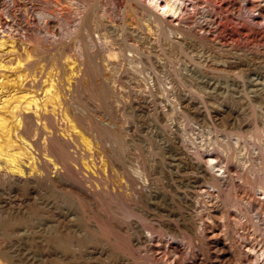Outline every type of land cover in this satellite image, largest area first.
Masks as SVG:
<instances>
[{
	"label": "rangeland",
	"instance_id": "obj_1",
	"mask_svg": "<svg viewBox=\"0 0 264 264\" xmlns=\"http://www.w3.org/2000/svg\"><path fill=\"white\" fill-rule=\"evenodd\" d=\"M18 2L19 4L14 7L11 13H7L3 7L0 8V10L2 9L0 12L3 13V16L9 19L8 21L11 26H8L15 29L13 31L14 33L16 32L13 37L8 38V43L9 45L11 44L9 48H17L18 50L15 49L14 52L18 53L13 52V54L10 51V56L13 58L7 59L14 62L20 58L24 59L28 54V51L24 49L25 45L27 46V40H25L24 34L29 31L25 28L26 21H30V24L34 27L41 26L48 31L47 38L42 42V51L46 50V54L44 51L40 53L41 55L39 54L40 59L43 60L41 62L46 60L44 64L48 67L47 71L50 69L53 72L57 70L55 68L57 65L56 59V63L53 59L57 55L65 58L68 57V54H71L73 56H69L68 58L74 59L76 57V59H79L78 47L81 44L85 52H88L89 74L87 78L85 76V85L82 86V90L77 96V114L79 116L81 115V119L76 118V120H73L75 117L70 112H72L71 108L75 104H73L74 101L72 99L70 112L68 111V113H70L71 118H74L71 119L69 117V120H67L68 129L72 130L73 128L72 131L77 132V135L83 140L82 142H88L90 140L91 142L93 140L95 142V138L102 137V135L104 137L107 134L106 137L109 136L108 138L115 145L112 143V146L110 143L106 149L111 151V149L115 150L119 146V149L117 148L116 151H120L123 155L125 154L124 165L126 168H130L128 166H134L138 156L141 157L140 159H142V163L145 165L146 173H148V184L151 183L150 186L157 191V195L150 197L144 194L141 198L133 197V199H130L132 198L131 194H129L130 190L122 187L123 194L119 196L120 198L105 199L104 201V198H101L100 195L99 197L98 195L97 197H93L82 189L72 185L70 181L64 179H56L49 183L35 185L13 184L3 186L0 184V264H100L101 261H99L98 253L90 252L94 246L95 248L98 247L99 250L101 249L100 237L108 238L112 242L114 249L116 248L115 251H121V254L130 258L131 261H135L137 264H149L150 253L145 254L146 257L142 259L141 256L136 254V251H133L136 247L131 242V238L136 231V225H142L143 229H146V231L142 229L144 234H151L152 232L150 230L152 228V235L156 237L159 235L164 240L168 238L169 233L166 228L163 227L162 229L159 225L168 220L178 221V219L186 216L187 212L194 213L191 212L190 208L186 205L187 201L182 197L184 192L186 193L187 191L190 200L201 198L200 200L203 203L205 200L201 190L189 185V183H192V181H188L192 178L190 175L194 173L190 171L191 169L189 167L175 159L174 152L176 148L174 146L177 147L180 145L179 147L185 148L186 150L190 149L192 152L195 150L194 147H197L201 153L203 152L205 154L208 151H212L215 160H224V162L226 161L234 167L236 166L235 168L238 170L236 174L244 178H248L246 169L250 164L252 165L253 161L255 163V160L258 159L257 156H259L260 152L258 146L262 143L260 137H264V39L260 42L258 53H255L253 43L248 41L250 44H248L249 49L242 55L243 57L241 56L242 63L236 64V67H231L225 65L223 62L226 59L224 53L221 55V53L218 54L215 51H203V49L192 46L191 44V46L187 45L185 46L186 48L184 47L185 49L182 47L180 50L179 48L176 49L167 45L166 40L165 44L161 43L160 45L153 46L154 43L149 44L143 38L134 35V33L129 34V31H124L125 33L120 31L117 34L115 31L105 29L103 25H100L99 14L95 12L97 10L96 6L98 5V2L95 1L91 2V6L88 8V12H93L88 13L87 17L89 19L86 17V20L83 22L86 28L82 25L79 32L78 29H74L73 31L71 25L67 21L64 22L65 24L63 26H67L62 29L64 30L62 31L63 35H55L58 38L60 37L59 40H61L59 44L61 47H57V45L55 46L56 43H54V34H52L57 31V24L54 22L53 15L50 13L54 9L52 0H47L48 3L44 1L40 5L48 11V14H44L45 16L38 14L36 10L30 8L25 0H18ZM76 3L77 0H70V5L68 3L66 6L75 11ZM112 11L113 15L115 14V18L112 15L115 23L117 22V25L121 24L122 19L120 16H117L119 13L118 9L115 10V13L114 10ZM14 14L18 16V19H14V16H11ZM69 18L71 19V17ZM97 20L99 23H97ZM74 22L73 20L72 23ZM128 22H130L129 25L133 23L131 20H128ZM68 26L71 28L68 29ZM106 35L108 36L106 39L109 40V44L116 48L118 58H121L118 59L119 64H121H118L117 70L106 72L107 75L111 73L109 75L110 77L113 76L112 79L114 81L112 82L110 80L111 78L107 79L103 76L104 73L98 63V49L100 50L101 47H105L104 42L107 43L105 41ZM28 46L31 49L30 51L28 48L29 53H33L32 45ZM99 46L101 47L99 48ZM148 50H152V52L156 50L160 56L162 55L163 60H161V57L158 60L159 62L154 57L148 59ZM64 52L65 54H62ZM42 56H46L47 58H43ZM132 58L137 62H134V65H138L137 67L132 65V61L128 63ZM138 59L140 62L137 61ZM199 59L202 60L200 61ZM90 61L92 62L91 64ZM162 61H166L164 62L165 65H163L164 63ZM198 61L200 62L198 63ZM200 63L202 64L200 65ZM50 64H52V67ZM95 65L96 67H94ZM52 70L49 72H52ZM101 72L103 73L102 75L100 74ZM228 76L235 80L234 84H229L226 81ZM104 79H107V81ZM53 82L55 85L56 80H53ZM136 82L140 83V87ZM110 83L111 85L112 83L115 84V86H111ZM51 87L53 88L54 86L51 85ZM188 102L190 107L186 106V108L184 105ZM238 121L250 122L248 127H244L246 130L242 131L245 146L243 144L238 146L232 141L234 139L231 135L240 130ZM177 137L184 138L181 140L182 142L184 141V145H181V142L180 144H178L179 142L177 144L173 142ZM227 137H230L229 139L232 138L229 144L225 142ZM48 142L58 148L59 151H62L63 159L67 162H69L70 158L73 157L76 153L75 151L78 149L76 146L68 142L66 143L59 138L49 139ZM221 143L224 144L222 145ZM39 145L36 144L35 146L37 151L43 154L44 152L47 155L49 154L50 156L48 155V157L52 161L55 160L56 164H62L63 160L55 157L53 150L51 152V148L42 150L39 149L41 148ZM171 156L172 159L170 158ZM173 163H176V165ZM171 173L175 175L172 176ZM115 177L116 181L120 179L119 175L114 176V179ZM179 177L181 178L179 179ZM185 180L187 183H185ZM97 183L99 188L102 187V182L100 184L97 181ZM253 183L255 184V181L252 179L250 181L249 178V184L253 185ZM193 196L194 199H192ZM169 200L174 202L175 205L174 203H170ZM109 201L110 203H107ZM111 201L114 202L111 203ZM229 201L231 200L229 199ZM220 202V200H216L212 202L213 204L209 203L210 205L206 203L201 208L203 211L199 209L200 211L198 210L199 212H197L204 214L207 212L205 210H209L219 216L218 211L222 208V202ZM113 204H116V206ZM109 205H112L121 212L130 214L126 223L123 225L122 223L119 224L122 227L120 232L117 231L118 229H114L118 225L115 219H112V224L114 225H105V219L102 218L103 211L107 212L110 209L112 211L113 207L110 208ZM230 207L227 206L226 210H231L232 208L230 209ZM254 210L247 209L248 217H250L249 222L252 225L248 222L250 230L248 228L246 239L247 241L251 239L255 241L257 250L255 254L259 257L260 252L264 250V221L261 218L262 215L258 212H253ZM95 222L97 227L93 226ZM108 225L109 227H107ZM57 227L59 230H57ZM112 227H114V230L111 229ZM147 229H149V232ZM121 231L122 234H118ZM116 233L118 235L113 237ZM117 236L118 238L116 239ZM113 238L117 240V243ZM159 250L157 252L161 255L163 250ZM56 253H59V255L56 256ZM171 255L172 251L169 257ZM206 256L208 255L206 254ZM211 258L208 257V264L214 259L213 257ZM127 261L126 259L123 262L129 264Z\"/></svg>",
	"mask_w": 264,
	"mask_h": 264
},
{
	"label": "bare ground",
	"instance_id": "obj_2",
	"mask_svg": "<svg viewBox=\"0 0 264 264\" xmlns=\"http://www.w3.org/2000/svg\"><path fill=\"white\" fill-rule=\"evenodd\" d=\"M25 1L29 4L30 8L36 10L38 14L42 16L48 12L44 7L40 6L44 1L47 2V0ZM95 1L98 2V7L96 6L97 10L95 12L99 14L100 18H98L100 19V25H103L105 29L115 31L117 34L120 33V31H129V34L134 33V35L143 38L149 44L154 43L153 46L160 45L161 43L165 44L166 40L167 45L176 49H182V47L184 48L185 46L191 44L192 46H197L200 49H203V51H215L218 52V54L221 53V55L224 53L226 59L223 62L225 65L231 67H236V64L242 63L243 60L241 56L245 54L247 49H249L248 46L250 44L248 41L253 43L255 46V53H258L260 42L264 39V0ZM95 1L77 0V6L75 7L74 11L72 8L66 6L68 3V5H70V0H52L54 9L53 11H50V13L53 15L54 22L57 24V31L52 33L55 37V46L57 45V47H61L59 45L61 41L59 40L60 37L58 38L56 36H58V34L60 36L63 35L62 31L64 30L62 29L63 27L67 26H63L65 24L64 22L67 21V23H69L73 28V31L74 29H78L79 32V29L86 20L88 13L93 12H88V8L91 6V2ZM18 4V0H0V8L3 7L7 13H11L14 7H16ZM117 9L119 12L117 16H120L122 19L120 22L121 24L119 25H117V22V24L115 23V14L113 15L112 11L114 10L115 13V10ZM11 16H14V19H18L16 14ZM69 17H71V19ZM72 19L75 21L74 23H72ZM8 20L9 19L5 18L3 13L0 12V184L3 186L13 184L35 185L49 183L56 179H64L70 181L72 185L82 189L84 192H87L93 197H97V195L99 197L100 195L101 198H104V201L105 199H117V197L123 194L122 187L126 190H130L129 194L132 196L130 199H133V197L141 198L144 196V194L150 197L157 195V191L150 186L151 183L148 184V173H146L145 165L142 163V159H140L141 157L138 156L137 161L135 160L136 164L134 166H128L130 168H126L124 165L125 154L123 155L120 153V151H116L119 146H116L117 148L115 150L111 149V151L106 149L110 143L111 145L113 143L111 139L108 138L109 136L106 137L107 134H104V137L102 134V137H94L96 139L95 142L92 138V142L91 140L88 142H82L83 140H81L80 136L77 135V132L72 131L73 128L70 130L67 127V120H69L70 113H72L71 115L75 117V119H73L74 117H70L71 119H81V115L79 116V114H77V96L81 92L82 86L85 85L84 79L85 76L87 78L90 67L87 56L88 52H85L84 47L81 44L78 47V54L80 55V57L78 56L79 59H76V57H73L74 59L68 58L69 56H73L71 54H68V57L65 58H63L61 55L56 56L55 54L56 57L53 59L54 62L56 59L57 63H55L57 64V67L55 66V68L57 70L53 68L55 70L53 72V70L49 68L52 70V72H49L50 70L47 71L48 67L44 64L46 60L44 59L45 61L41 62L43 60L40 59V53L44 51H42V42L45 40V38H47L48 31L41 26L34 27L30 24V21H26L27 24L25 25V28H27L29 31L24 34L25 40H27V46L25 45L24 49L28 51V54L24 59L19 57L20 59L17 61L15 60V63L11 62L8 60L13 58L10 56V51L13 53L17 48H9L11 44L9 45L8 38L13 37L16 32L14 33L13 31L15 29L8 26L10 25ZM91 20L93 21V19ZM128 20L133 22L132 25H129L130 22H128ZM97 23H99V21ZM106 37L108 38L107 35L105 36V39ZM105 41H107V43L104 42L105 47L102 48L99 46V48H101L100 50L98 49V63L104 73L103 76L107 79L111 78L110 80L112 82L114 81L112 79L113 76L110 77L109 75H111V73L107 75L106 72L117 70L116 68L119 64L118 59L121 58H118V52L115 50L116 48L109 44V40L106 39ZM28 45H32L33 53H29L30 48ZM60 50L62 49L60 48ZM147 52L145 51L149 57L148 59L154 57V59L158 61L162 56H160L156 50L155 52H152V50H148ZM193 53H195V51H193ZM62 54H65V52ZM78 54L76 53V55ZM43 58L47 57L45 56ZM134 60L135 59L132 58L128 63L132 61V65L136 66L134 65V62H137ZM161 60H163L162 57ZM137 61L140 62L139 59ZM195 61L194 63H196ZM200 61H198V63ZM91 63L92 62L90 61V64ZM201 64L202 63H200V65ZM51 65L52 64H50V66ZM163 65H165V63ZM197 65L199 66V64ZM94 67H96V65ZM103 73L101 72L100 74L102 75ZM107 79L104 80L107 81ZM53 80H56L55 85L53 84ZM226 81L229 84H234L235 82V80L231 79L230 76H228ZM113 83L112 85L115 86ZM47 84H50L48 85L49 87ZM137 84L140 87V83L138 82ZM51 85L54 87L52 88ZM72 99L74 101L73 104L75 105L71 108L70 103ZM189 102L184 106L190 107ZM70 108L72 112H70ZM68 111L70 113H68ZM238 123L240 130L234 132L233 135H231L234 139L232 141L238 146L240 144L245 146V142L242 138L244 136L242 131L246 130L244 127H248L250 122L238 121ZM52 138L62 139L66 143L68 142L69 144H72L78 148L75 151L76 153L73 155V157L70 158L69 162L64 161L61 150L60 152L59 149L53 144H49L48 141ZM229 138L230 137H227V139H225L226 144H229L230 140L232 139ZM183 139L177 137L173 142H176V144L177 142H179L178 144L181 142V145H184V141H181ZM260 141L262 143L259 142L260 144L258 148L260 152L259 156H257L258 159L255 160V163H253V161L252 165L250 164V166L246 169L248 178L237 175L236 173L238 170L235 168L236 166L234 167L231 163L226 161L224 162V160H215L212 151H208L205 154L203 152L201 153V151H199L200 149L197 147H194L195 150L192 152L190 149L186 150L185 148L179 147L180 145L177 147L174 146L176 148L174 152L175 159L189 167L191 169L190 171H193V175L189 174L191 172L188 173L190 176H192V178L188 180L189 182L192 181V183H189V185H192L195 189L202 191V194L205 198L204 203L201 202V198L190 200L187 191L186 193L184 192L183 196L181 193V196L184 197V200L188 202H186V205L188 208H190L191 212L194 213L192 214L187 212L186 216L178 219V221L168 220L161 225H159L162 221L160 219L161 221L158 224L159 227H162V229L163 227L166 228L169 233L168 238L164 240L161 239V236L159 235V237L153 236L152 228V231L150 230V232H152L151 234H144L143 226L136 225V231L133 233L134 235L131 238V242L136 247V249L133 251H136V254L141 256L142 259L143 257H146L145 254L150 253L151 257L149 258V264H208V257L214 258L213 261L209 262L210 264H264V248L262 249L263 251L260 252V255L258 252L259 257H257L255 254L257 252L255 241L253 239L247 241L246 239L249 228L248 222L250 218L248 217L247 209H256L253 212L260 213L262 215L261 218L264 221V137L261 136ZM36 144H40L39 146L41 148L39 149L42 150L51 148V152L53 150L55 157L63 160L62 164H56L55 160H53V162L52 159L48 157L49 154L47 155L45 152L43 154L42 152L37 151L35 148ZM170 158L172 159V156ZM249 163L251 162L249 161ZM174 165H176V163ZM170 169L172 168L170 167ZM118 175L120 177L118 180L120 181H116V177L114 179V176ZM173 175L175 174H172V176ZM180 178L181 177H179V179ZM249 178L250 181L251 179L254 180L255 184L253 183V185H250ZM97 181L99 183L102 182V187H98ZM185 183H187L186 180ZM194 196L191 198L194 199ZM229 199L231 201H229ZM216 200H220L222 202V208L219 207L220 210H217L219 216L213 211L205 210V208L203 209L207 212H203L204 214L201 213L202 215L198 213L200 211L199 209L204 207L206 203L209 204L213 201L215 202ZM113 202L111 201V203ZM107 203H110V201ZM170 203L174 202L170 201ZM113 205L116 206V204ZM109 206L110 208L113 207L112 205ZM227 206H231L230 209H232L226 210ZM171 209L173 210L172 207ZM201 211L203 210L201 209ZM128 217H130V214L121 212L120 210L113 207L112 211L111 209L110 211L107 210V212L103 211L102 218L105 219V225H114L112 224V219H115V221L118 223L117 228L112 227L111 229H118L117 231L120 232L122 227H120L119 224L122 223L123 225L126 223ZM250 225H252V223H250ZM93 226L97 227L96 222L93 224ZM58 227L57 230H59ZM103 227L105 226L103 225ZM107 227H109V225ZM147 230L149 232V229ZM144 231H146V229ZM117 233L114 234L113 237L118 234H122V231L121 233ZM117 238L118 236L116 239ZM115 241L117 243V240ZM100 242V250L98 247L95 248L94 245V247H92L90 250L92 253H98L99 256H97L100 258V264H126L123 262L126 259L128 260L127 262H129V264H137V262L131 261L130 258L121 254L120 250V252L115 251L116 248L114 249L112 242L108 238L100 237ZM159 249L163 250L164 255H162L163 253H160L161 255H159V252H157ZM171 251L172 255L169 257ZM206 254L208 256H206ZM57 255H59V253H56V256Z\"/></svg>",
	"mask_w": 264,
	"mask_h": 264
}]
</instances>
